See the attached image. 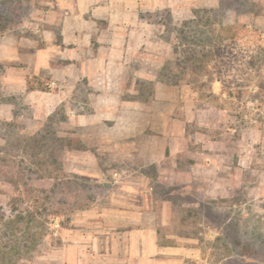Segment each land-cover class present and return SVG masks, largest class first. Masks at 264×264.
<instances>
[{"label":"rangeland","instance_id":"rangeland-1","mask_svg":"<svg viewBox=\"0 0 264 264\" xmlns=\"http://www.w3.org/2000/svg\"><path fill=\"white\" fill-rule=\"evenodd\" d=\"M50 2L0 0V264H264V0L151 17L126 124L37 73Z\"/></svg>","mask_w":264,"mask_h":264},{"label":"crops","instance_id":"crops-1","mask_svg":"<svg viewBox=\"0 0 264 264\" xmlns=\"http://www.w3.org/2000/svg\"><path fill=\"white\" fill-rule=\"evenodd\" d=\"M205 1L51 0V27L43 36L45 47L37 52V73L52 64L61 87V82L92 84V89L99 90L94 103L99 107L92 113H123V124L132 122L133 114L150 113L151 109L149 104L126 99L128 94H138L130 83L139 79L156 82L157 78L150 71L130 74L129 70L155 65L173 48L163 38L165 24L161 21L157 29L151 17L167 11L175 18L187 19ZM96 83L102 86L96 88ZM162 87L158 85L159 89ZM134 254L131 250L128 257L133 258ZM140 254L141 257L143 253Z\"/></svg>","mask_w":264,"mask_h":264}]
</instances>
